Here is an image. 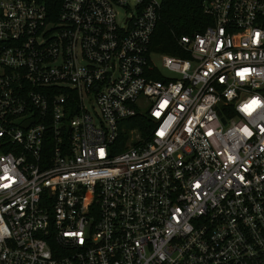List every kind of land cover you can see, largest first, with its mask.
<instances>
[{
  "label": "built area",
  "instance_id": "1",
  "mask_svg": "<svg viewBox=\"0 0 264 264\" xmlns=\"http://www.w3.org/2000/svg\"><path fill=\"white\" fill-rule=\"evenodd\" d=\"M163 1L0 0V264H264V0Z\"/></svg>",
  "mask_w": 264,
  "mask_h": 264
},
{
  "label": "trees",
  "instance_id": "2",
  "mask_svg": "<svg viewBox=\"0 0 264 264\" xmlns=\"http://www.w3.org/2000/svg\"><path fill=\"white\" fill-rule=\"evenodd\" d=\"M40 1L46 5L50 18L56 20L63 0ZM203 1L164 0L153 34L151 51L175 57H189L180 42L181 38L201 32L212 24V17L204 12ZM134 120L143 136L148 137L153 131L152 120L147 115Z\"/></svg>",
  "mask_w": 264,
  "mask_h": 264
},
{
  "label": "rangeland",
  "instance_id": "3",
  "mask_svg": "<svg viewBox=\"0 0 264 264\" xmlns=\"http://www.w3.org/2000/svg\"><path fill=\"white\" fill-rule=\"evenodd\" d=\"M133 4V3H132ZM121 12L123 13L124 10L122 9ZM152 60L159 66V67H162V58H161V54L158 53V52H154L152 53V56H151ZM163 73L166 74L168 73L165 69H163ZM144 101V98L140 99L139 102L140 103H143ZM140 110L146 112L148 110L147 107H144V106H141L140 107Z\"/></svg>",
  "mask_w": 264,
  "mask_h": 264
}]
</instances>
